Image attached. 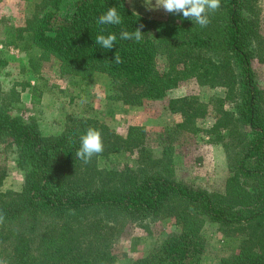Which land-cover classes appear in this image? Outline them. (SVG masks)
<instances>
[{
  "label": "trees",
  "instance_id": "16d2710c",
  "mask_svg": "<svg viewBox=\"0 0 264 264\" xmlns=\"http://www.w3.org/2000/svg\"><path fill=\"white\" fill-rule=\"evenodd\" d=\"M23 1L32 5L29 15L0 43L31 52L27 73L40 76L51 59L59 62L61 75L90 79L106 73L110 98L126 106L163 98L190 79L224 94L169 98L167 109L179 119L163 126L152 146L145 125H129L119 134L97 118L63 110L54 132L43 134L37 120L24 117L16 105L17 85L29 89L31 102L40 101L42 90L27 79L8 90L0 87V148L24 177L18 191L4 190L7 168L0 166V260L117 264L109 246L122 219L172 218L177 231L129 264H203L206 222L216 223L226 239L239 238L236 251L220 264H264V90L253 66L255 59L264 62V34L257 0H221L204 28L182 14L145 16L127 0ZM112 7L122 23L98 25ZM141 26V41L121 39L122 30ZM109 34L116 35L115 46L100 48L95 37ZM116 53L120 64L113 60ZM210 106L213 120L202 125ZM89 127L101 133L104 147L85 164L75 153ZM198 135L225 152L228 177L221 189L177 179L175 150ZM118 154L133 155L134 164L118 168L111 161Z\"/></svg>",
  "mask_w": 264,
  "mask_h": 264
},
{
  "label": "rangeland",
  "instance_id": "374dc122",
  "mask_svg": "<svg viewBox=\"0 0 264 264\" xmlns=\"http://www.w3.org/2000/svg\"><path fill=\"white\" fill-rule=\"evenodd\" d=\"M155 2L156 0H152V10H148L149 6L146 4V0H127L128 5L133 10L140 11V14L148 17H161L165 12L163 9H156L154 7ZM255 5L264 26V0H257ZM31 9L32 5L23 0H0V38L14 32L19 25H22ZM263 26L262 32L264 34ZM29 54L31 52L19 51L16 48L12 49V47H9L7 51L6 48L0 47V57L5 59V62L0 65V86L2 89H9L15 80L18 82V79L27 73L25 66ZM253 66L258 84L264 90V62L255 59ZM42 67L43 72H40L42 75H40L39 82H46L47 85L57 84L59 68L56 65V60L51 59L43 62ZM28 77L34 79L31 75ZM107 80L106 77L100 75L91 78L86 88L89 93H92L90 96L83 95L84 89L80 91V94H74V89L71 91L66 88L60 92L51 86L52 90L49 89L48 99L43 103L39 101L29 104L28 95L23 93L21 101L16 105L24 117L36 119L43 132H47L52 123L55 126L56 118L63 110L77 116L88 114V116L108 124L119 134H125L129 125H145L150 129L148 145H156L163 135L161 128L165 125L174 124L179 119L178 115L172 114L167 109L169 98L185 94L204 97L224 94V90L220 87L211 88L190 79L171 89L163 98L146 99L142 105L137 106H126L118 101L123 107H119V105L115 107L113 103L116 100L110 98L113 93L112 83ZM47 85H40L41 89L46 88L45 90H48ZM51 93H56L54 95L56 100L53 99L54 96ZM70 96L73 97L71 101H69ZM125 106L126 109H124ZM213 115L214 110L210 106L207 117L201 122L202 125H209L213 120ZM133 157V155L118 154L111 157V161L117 164L118 168H121L126 164L133 165ZM174 164L178 180L210 190L221 189L228 177L227 160L223 148L220 145L210 143L206 136L198 135L196 142L178 145L175 150ZM0 166L7 168L2 189L18 191L23 184V173L17 168L9 151H2L1 148ZM119 228L117 235L113 237L110 243L109 250L117 264H129L145 255L151 247L157 245L162 239L176 232L178 227L172 218H155L144 223L124 218L121 220ZM202 234L206 236L209 244L203 264H220L221 258L228 256L237 249L239 238L236 239V236L229 235L226 239L216 223L206 222L202 228ZM0 264L4 263L0 260Z\"/></svg>",
  "mask_w": 264,
  "mask_h": 264
},
{
  "label": "clouds",
  "instance_id": "9594fccd",
  "mask_svg": "<svg viewBox=\"0 0 264 264\" xmlns=\"http://www.w3.org/2000/svg\"><path fill=\"white\" fill-rule=\"evenodd\" d=\"M149 6L148 10H152V0H146ZM221 6V0H156L154 7L163 9L164 12L170 14H182L183 19H190L194 25L201 28L206 27L210 23L209 13H214ZM98 25H120L122 23L121 16L118 14L115 7L109 8L104 14L100 15L97 21ZM141 27L135 28V31L122 30L120 32L121 39L142 40L143 32ZM103 31V29H102ZM117 37L114 34L97 35L95 43L102 49L111 50L115 46ZM116 64L122 63L118 53L113 59ZM103 141L101 133L89 127L86 132L80 137V147L75 153V157L87 164L91 162L94 155H98L103 151ZM4 215L0 213V223H3Z\"/></svg>",
  "mask_w": 264,
  "mask_h": 264
},
{
  "label": "crops",
  "instance_id": "0c3cea01",
  "mask_svg": "<svg viewBox=\"0 0 264 264\" xmlns=\"http://www.w3.org/2000/svg\"><path fill=\"white\" fill-rule=\"evenodd\" d=\"M135 11V10H134ZM137 12V11H136ZM138 13H141L140 11H138ZM0 47H3V45L0 43ZM13 49V48H12ZM7 51H8V48H7ZM30 55V54H29ZM28 55V57H29ZM27 60V59H26ZM26 64H27V61H26ZM56 65L58 66L59 68V62L56 60ZM41 71L43 72V67L41 68ZM59 74V75H58ZM58 76H57V84L56 83H51V84H46V82H39L40 80V76L38 75H35V74H32V73H26L24 76H21L20 79H18V81H22L23 79H27L30 83L31 86H36L38 89H41V86H46L48 87V90H45L46 88L41 89V97H40V102L43 103L44 101H46L48 99V94L50 93L49 92V89H51L50 87H54L55 89H58L60 90V92H63L64 89L68 88L72 91V89H74V94H80V91L84 89V94L83 95H92V93H89L88 92V89L87 88V85H88V82L91 78L93 77H97V76H102V77H106L108 80V82H111V79L110 77L106 74V73H101V72H96L94 73L90 79H83V78H80L78 76H71V75H61L60 72L58 71ZM29 75L33 76L34 79L32 77H28ZM42 75V73L40 74ZM47 80V79H46ZM16 81V80H15ZM14 81V82H15ZM45 81V80H44ZM49 83V82H48ZM41 85V86H40ZM1 87V86H0ZM21 93H20V100L22 99V94L23 93H26L28 95V103L31 104V95L29 93V89H21L20 88V85H17L16 87ZM4 90V89H2ZM8 90V89H7ZM52 90V89H51ZM53 94V96L56 94V93H51ZM54 100H56V96L53 97ZM73 100V97L70 96L69 97V101ZM118 101H114L113 105L115 107H123L122 104H120L119 102L117 103ZM44 107H45V104H44ZM93 107V106H91ZM124 109H126V106L124 107ZM85 116H88V114H85ZM40 126V125H39ZM50 129L47 130V132H43V130H41V127H40V130L43 134H51L54 132V129H55V126L53 125L52 123V126L50 125L49 126Z\"/></svg>",
  "mask_w": 264,
  "mask_h": 264
}]
</instances>
